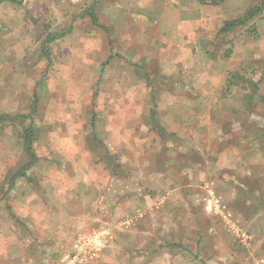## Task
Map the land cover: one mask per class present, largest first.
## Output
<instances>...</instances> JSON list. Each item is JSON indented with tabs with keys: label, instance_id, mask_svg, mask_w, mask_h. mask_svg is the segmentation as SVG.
Masks as SVG:
<instances>
[{
	"label": "rangeland",
	"instance_id": "rangeland-1",
	"mask_svg": "<svg viewBox=\"0 0 264 264\" xmlns=\"http://www.w3.org/2000/svg\"><path fill=\"white\" fill-rule=\"evenodd\" d=\"M263 1L0 4V225L20 254L36 208L40 237L112 219L94 264H264L263 14L218 33ZM236 72L258 92L228 87ZM30 127L37 163L13 179ZM76 174L81 193H54Z\"/></svg>",
	"mask_w": 264,
	"mask_h": 264
},
{
	"label": "crops",
	"instance_id": "crops-1",
	"mask_svg": "<svg viewBox=\"0 0 264 264\" xmlns=\"http://www.w3.org/2000/svg\"><path fill=\"white\" fill-rule=\"evenodd\" d=\"M193 1L195 4H198L196 0ZM229 2L230 0H225V2L220 6H223L225 10L227 9V5L229 4ZM198 6L200 8H206V6H202L200 4H198ZM28 172L29 171L26 172V176H29ZM97 175V178L107 177L105 176V171L98 172ZM62 176L63 175L59 173L56 177ZM80 177L81 175L79 174L75 175V181H73L74 183L72 187H69L70 189L65 185L61 186L57 183H54V186H56L57 188L56 190H53L54 193H58L59 195H61L63 192H68L70 194H73L74 196L78 193H81L84 186L78 179ZM98 183H101V181L99 180ZM97 186L99 188L101 187V184H97ZM13 188L14 187H11L10 189ZM44 194L48 195V192H45ZM61 209L62 207H57V210ZM57 210H55L56 212H53L52 214L55 215L56 213L61 212ZM37 212L39 213L36 208H33L30 212V215H32L35 219L32 220V222H24L29 230L34 231L35 236H28V241L34 243L36 253L29 252L28 249H26L25 252L23 250V254L25 255L20 254L19 245H21L23 248L26 247V245L23 244L24 240H19L14 234H12L13 231L11 228L14 229V223L12 220H10L9 226L7 225V231H10V233L7 232V234H5L4 230H1L2 226L0 225V264H48L49 262H51V259H56V264H94L96 259L104 260L105 258L109 257L110 251L106 248L107 245L105 242H108V239L110 241V238L115 239V236H117L112 229V219H109V223L102 222L98 227L101 228L98 229V232L93 233L94 235L92 237L83 238V236H81V234L79 233L80 231H76L74 230V228H71V230H64L66 234H60V232L63 230L59 232L58 230H54L51 235L40 237L39 235L45 229V224L41 223L40 218H45L46 215H44L42 211L41 215L35 217L34 215ZM62 229H64V227ZM37 232L41 233L35 234ZM46 234L48 233L46 232ZM108 235L112 236L109 237ZM25 240L27 242V238ZM3 248H6V251H2ZM220 248L221 247L219 246L218 249Z\"/></svg>",
	"mask_w": 264,
	"mask_h": 264
},
{
	"label": "trees",
	"instance_id": "trees-1",
	"mask_svg": "<svg viewBox=\"0 0 264 264\" xmlns=\"http://www.w3.org/2000/svg\"><path fill=\"white\" fill-rule=\"evenodd\" d=\"M7 2L13 5H22V0H0V4ZM198 4L202 6H210V7H217L225 2V0H196ZM263 14L264 18V1L261 3V5L257 9H248L244 12V14L238 18H235L233 20L225 21L222 26L219 29V35H227L230 33H233L236 28L241 27L245 25L248 21H250L255 16ZM93 17V15H92ZM95 19L93 18V22ZM58 35H49V39L56 38ZM49 41V40H48ZM254 73V71L252 72ZM231 81L228 82V87H235V86H241V88L245 91H247L250 94H256L259 90V85L262 83L263 79H260L259 81H253L252 78H246L242 73L236 72L231 75ZM227 83V82H226ZM7 118H11L7 116ZM152 129H155L158 131L159 135H162V137H165V131L159 127L158 125H151ZM24 137L22 138L24 150L26 152L27 160L24 165H22L21 169L18 170L14 176L13 179L16 178H24L26 176V172L29 171L32 167L35 166L37 163V157L33 151V140L35 137V132L33 128H28Z\"/></svg>",
	"mask_w": 264,
	"mask_h": 264
}]
</instances>
